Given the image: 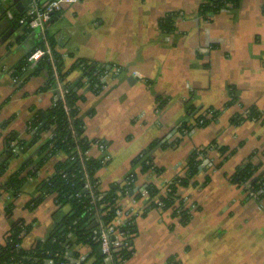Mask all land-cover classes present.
<instances>
[{
    "label": "crops",
    "instance_id": "obj_1",
    "mask_svg": "<svg viewBox=\"0 0 264 264\" xmlns=\"http://www.w3.org/2000/svg\"><path fill=\"white\" fill-rule=\"evenodd\" d=\"M27 1L0 0V163L6 159L7 138L14 134L30 143V121L56 98L48 69H23L27 55L42 40L39 28L18 22ZM203 2L79 0L54 14L46 27L67 67L84 60L123 69L104 77L99 91L84 83L78 106L85 135L106 146L102 151L93 145L88 151L92 158H108L97 171L99 189L122 186L136 172L134 187L119 197L123 213L115 218L117 226L132 220L136 230L133 255L124 264H264V193L253 198L246 185L232 180L249 160L264 175V0L228 5L213 21L199 14ZM170 14L174 30L166 33L160 20ZM83 76L77 68L69 80L78 83ZM232 96L236 101L227 105ZM190 105L221 113L197 127ZM250 108L260 112L258 119L232 123L236 114ZM183 124L193 128L182 133ZM48 136L44 133L10 159L0 177V188L13 174L25 179L17 197H0V243L13 221L23 219L32 226L24 239V246L31 247L72 209L58 206L42 190L65 159L59 153L43 160L41 146ZM201 148L207 154L198 184L178 189L191 206L190 221L182 223L171 211L149 207L148 185L162 189L182 177L187 160ZM147 151L159 171L143 172L133 164ZM36 198L38 205L29 206ZM73 248L87 256L83 264L94 263L90 245Z\"/></svg>",
    "mask_w": 264,
    "mask_h": 264
},
{
    "label": "trees",
    "instance_id": "obj_2",
    "mask_svg": "<svg viewBox=\"0 0 264 264\" xmlns=\"http://www.w3.org/2000/svg\"><path fill=\"white\" fill-rule=\"evenodd\" d=\"M240 1L204 0L199 8V14L206 20L213 21L214 16L222 9L227 8L228 5L236 7ZM173 17L174 15L170 14L160 20V26L164 32L170 33L174 30ZM49 40L52 44L50 37ZM43 46L44 41L42 39L37 47ZM55 63L58 70V80L64 89V96L62 97L57 90V79L54 75L51 60L44 57L40 60L37 69L49 70V86L56 89V98L51 108L36 112L30 121L28 131L33 135V140L30 143L19 140L14 134L7 138L6 159L0 163V177L6 172L7 162L15 157L11 146L14 140H17V146H20L22 152H25L28 147L38 142L44 133H48L49 136L41 146V151L46 152L43 160L59 153H63L65 159L57 164L55 173L44 182L42 190L45 195H53L58 206L63 207L68 204L71 205L72 209L63 217L59 225L50 232L47 238L35 241L28 248L24 246V239L31 231L32 226L23 219L14 220L5 235L4 241L0 243V264H47L49 260H53V264H71V258H77L80 253L78 251L69 252V249L79 244L90 245L93 248V254L90 255V257H95L93 264H104V256L99 253L98 226L94 217L97 212L105 211L106 214L103 216V220L105 223L111 222L115 218L119 207V197L126 194L127 185L125 184L107 192H102L99 189L96 175L103 163L101 159L92 158L86 154L96 143V140H91L85 135V125L80 118L78 106L79 101L84 99V93L81 91L84 86V79H90V85L87 89L99 91L102 88V81L99 77L111 66L101 65L98 62L76 60L70 67H67L65 60L57 53H55ZM77 68L82 70L84 76L78 83H73L69 80V75ZM235 101L236 98L232 96L227 105H231ZM187 109L190 115H197L195 119L197 123L195 126L197 127L208 125L221 113L220 110L211 108L200 110L191 105ZM209 112H212V118L207 117ZM260 115L256 108H250L245 114H236L232 119V123L239 124L245 120L258 119ZM192 128L187 124H183L181 132H189ZM206 149L201 152L195 150L191 154L184 166V176L176 177L174 183L170 184V190L166 194H162L161 189L154 184L148 185L149 207L158 208L160 202L163 204V211H171L172 215L178 217L182 223L190 221L192 217L190 207L186 206L184 198L178 195V189L181 186L198 184L196 178L201 171L204 156L207 154ZM142 154L135 158L133 164L139 165L143 172L156 169L153 166L149 151ZM42 163L43 161L40 165ZM257 170L258 167L249 160L238 168L232 176V180L240 185L249 184L253 190L264 191V175H258ZM86 175L89 177L91 190L86 188ZM24 181V177H21L19 173L13 174L1 186L0 197L4 193L10 194L14 198L17 197ZM207 181L208 179L204 183ZM155 197L159 199V202L154 200ZM39 202L40 199L36 198L29 203V206L34 207ZM13 208L14 204L11 202L7 206V214L12 215ZM121 230L130 235L129 241L132 246V239L136 232L134 224H126ZM133 252V248L122 249L117 252L116 259L120 257L121 261H127L133 255ZM117 264H119L118 261Z\"/></svg>",
    "mask_w": 264,
    "mask_h": 264
},
{
    "label": "built area",
    "instance_id": "obj_3",
    "mask_svg": "<svg viewBox=\"0 0 264 264\" xmlns=\"http://www.w3.org/2000/svg\"><path fill=\"white\" fill-rule=\"evenodd\" d=\"M78 1L79 0H28L27 9L18 19V22L28 29L33 30L35 28H39L41 31L40 34L44 41L43 47H37L27 55V58L25 60V66L23 67V69L27 70L28 68L37 67L40 60H42L44 57L48 58V60H51L54 70V75L57 79V90L58 92H60L62 97L64 96V89L61 82L58 80V70L55 63V51L49 40V36L47 35L46 27L47 24L52 20L54 14L62 11L66 6L74 4ZM10 17L13 19L11 13H10ZM122 71L123 69L120 66H111L106 71H104L99 78L102 80L106 76L117 75L120 74ZM84 83L85 85L89 84L90 79L89 78L85 79ZM207 117L208 118L213 117L212 112H209L207 114ZM93 145L99 146V148L102 151H104L106 147L105 144L100 141H96V143H94ZM11 146L13 147V153L15 155H18L22 152V148L20 146H17L15 141L11 143ZM202 150H203L202 148L198 149V152H201ZM86 154H88V152ZM101 160L102 163L105 164L108 158L104 157L101 158ZM203 162L201 164V167H203L204 165ZM135 177H136V172L135 171L130 172V175L128 176L125 184L127 185L126 193H128L134 187L133 185L135 184L136 181ZM86 181H87L86 188H89L91 190V184L89 182L88 175H86ZM172 183H174V181L168 183L161 189L162 194H166L170 190L169 186ZM245 185L246 188H248L247 191L253 198H259V196L264 193L263 190H258V191L253 190L249 184H245ZM154 200L156 202H159V199L157 197H155ZM184 203L186 206L191 207L187 199L185 198H184ZM158 208L163 210L162 209L163 204L159 202ZM122 213L123 211L121 210L120 207H118L115 218L121 215ZM105 214H106L105 211L97 212L94 217L95 222L98 226L97 234L99 236L100 247L102 249L104 256V264H117V261L119 262V264H124L126 261H121L120 257L116 259V255L117 252H119L122 249L132 248L129 241L130 235L121 230V228L126 224H132V220L129 219L128 221L124 222L122 226H117L115 225V218L111 222L105 223V221L103 220V216ZM71 251H76V250H74V248L72 247L71 249H69V252ZM71 261H72L71 264H83L84 262L87 261V256L83 253H80V256H78L77 258H71ZM47 264H53V260L47 261ZM65 264H70V263H65Z\"/></svg>",
    "mask_w": 264,
    "mask_h": 264
},
{
    "label": "water",
    "instance_id": "obj_4",
    "mask_svg": "<svg viewBox=\"0 0 264 264\" xmlns=\"http://www.w3.org/2000/svg\"><path fill=\"white\" fill-rule=\"evenodd\" d=\"M95 223H96V222H95ZM99 252H100L101 255H103V252H102L101 247H99Z\"/></svg>",
    "mask_w": 264,
    "mask_h": 264
}]
</instances>
